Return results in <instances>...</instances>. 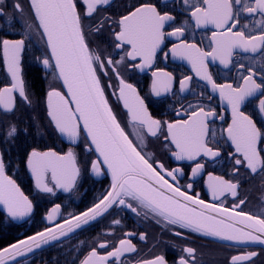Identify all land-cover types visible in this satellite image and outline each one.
<instances>
[{"label":"snow or ice","instance_id":"snow-or-ice-1","mask_svg":"<svg viewBox=\"0 0 264 264\" xmlns=\"http://www.w3.org/2000/svg\"><path fill=\"white\" fill-rule=\"evenodd\" d=\"M112 5L113 0H79V4L78 0H27L25 7L21 0H12L11 5L7 0H0V31H4L5 26L9 31L18 28L20 35L17 39L0 38V52L11 78L8 85L0 87V112L12 117L6 122L0 121L4 123L0 133V144L4 145L0 149V204L13 219H22L33 211L32 201L6 174L4 156L21 134H32L33 125L38 132L41 130L38 117L29 113L26 122L16 115L20 109L33 108L31 86L23 76L22 54L26 41L35 34L40 36L44 50L34 59L45 70H50L53 79L66 90L49 87L46 93L47 126L72 143L83 136L82 150L96 156L86 160L85 164L96 176L106 172L111 180L106 193L86 211L70 214L63 223L0 249V264H15L17 257L60 241L116 207L130 210L137 216L143 215L165 228L179 226L219 240L264 245V210L259 215L245 212L241 206L246 204L247 197L240 198L242 185L258 177L259 199L264 203V147L260 146L264 143V130L257 127L251 115L241 110L259 93L258 112L264 115V0H173L172 4L168 0H159V6L136 2L124 5L125 12L118 19L99 15ZM9 6L11 13L5 11ZM176 8H181L180 15L186 18L180 21V26L172 27L177 22V16L172 14ZM245 18L249 23L234 31ZM192 22L195 29L208 25L216 29L209 38L210 51L201 48L194 38L192 42L184 39ZM166 26L172 30L166 33ZM167 37L179 41L170 49L172 56L186 59L196 77L206 82L211 92L218 93L220 101L231 110V122L223 129L226 137L221 138L234 149L227 155L235 181L208 174V189L214 200L220 201L228 194L238 201L230 208L224 207L222 202L206 203L198 194L189 195L177 179L184 175L183 170L166 168L154 152L147 151L151 137L160 140L176 161H196L206 157L218 163L222 156L221 147L214 146L218 144L217 133L210 125L218 115L222 121L224 116L210 106L206 110L199 103L202 93L196 104H189L187 119L169 122L154 118L136 86L121 75L122 67L129 71H144L153 66ZM109 47L112 52L108 51ZM116 50L123 52L119 59L113 57ZM237 50L260 53L259 66H256V58L247 57L252 64L238 65L242 81L239 85L218 84L209 72L207 62L218 59L228 68ZM167 55L165 52L164 56ZM137 59L140 63H129ZM109 73L117 81L118 86L112 94L127 111L130 132L121 125L106 95L105 88L113 85L110 81L105 85L102 76ZM151 75V92L155 96L172 91L175 77L171 72L156 69ZM192 79L184 76L180 80L181 93L194 91L190 88ZM208 99L210 101L211 96ZM26 123L27 126H23ZM26 163L36 188L42 193L55 194L56 189L70 192L81 175L78 155L72 147L64 153L51 148L46 151L32 148L27 153ZM204 168V163L197 162L191 169V177L199 176ZM186 188L192 189L193 184H187ZM60 208L57 204L48 213L47 220L53 221ZM112 224L120 225L121 220L114 219ZM174 234L182 235L181 232ZM124 235L125 238L105 255H101L98 248L107 249V241L91 248L80 264H123L121 258L125 254L137 251L130 238L136 234L127 232ZM139 239L144 241L147 235L140 233ZM182 252L184 255L176 264H196L195 248L185 246ZM258 255L256 251L233 255L229 264H254ZM139 264H168V261L164 255H157Z\"/></svg>","mask_w":264,"mask_h":264},{"label":"flooded vegetation","instance_id":"flooded-vegetation-1","mask_svg":"<svg viewBox=\"0 0 264 264\" xmlns=\"http://www.w3.org/2000/svg\"><path fill=\"white\" fill-rule=\"evenodd\" d=\"M21 2L27 7V0H21ZM136 2H150L157 3L159 6V0H113L112 7L108 8L107 12L101 11L99 15H110L114 19H118L120 15L124 14V5L136 3ZM7 3L11 5L12 0H7ZM169 4L173 3V0H168ZM79 4V0H78ZM171 10V9H165ZM8 13L12 12V8L9 6L5 8ZM181 8H176L172 12L174 16H177V22L172 27L180 26V21L185 19L184 15H180ZM259 19V17H256ZM2 23V21H0ZM249 23V19L245 18L241 20L240 25L235 30H239L243 24ZM171 27H165L164 31L167 33L171 31ZM216 31L214 26L208 25L203 28L195 29L194 22L192 27L186 32L184 39L188 42H192L193 38L196 43L205 51H210L211 34ZM0 38L17 39L20 38L19 29L9 31L5 26L4 31H0ZM179 41L173 37H167L164 45H162V51L157 53L156 60L150 68L144 71L125 70L121 68V75L129 82L136 86L141 97L144 99L145 104L148 107L149 112L156 119L166 120L169 122H175L178 120L187 119L186 110L189 104H196L198 102V95L203 94L199 99V103L206 107L215 108L218 114L224 116V120L219 119V115L214 118L212 128L216 130L218 144L214 146L221 147V160L218 163H213L206 157L197 158L196 161H176L171 153L163 148L160 140L155 138H148L149 146L147 151L154 152L156 159L163 162L168 169L181 168L184 175L178 176L179 184L182 186V190L188 191L193 196H199L209 203H223L224 207H232L234 203H238L230 195L226 194L220 201L214 200L211 192L208 189V174L213 176H222L226 180L235 181V177L231 172V160L228 157V153L234 149L230 143L226 144V133H223V129L227 128L228 123L231 122V110L226 103H222L218 93L211 92L210 86H206V82L196 77L191 64L186 59H180L173 57L171 54V47L173 44ZM44 50L43 42L38 34L33 35L26 41V49L22 54V70L24 79L30 84L31 91H36V82L41 81L43 84L44 92V104L46 108V93L50 86H55L63 91L60 87V82L53 79L50 70H45L41 64H38L34 59V56H39L41 51ZM109 52H112V48L109 47ZM168 55L165 57L164 53ZM119 53V54H117ZM123 52L116 50L113 53L114 59H119V55ZM247 57H254L257 59V67L259 66L260 53H244L236 51L232 57V64L225 68L216 61L209 60L208 70L212 74L213 79L218 83H231L233 86L239 85L242 81L240 79L241 73L238 71V65L244 63L251 65L252 60ZM129 63H140L139 59L136 61H129ZM156 69H163L164 71L171 72L175 77L173 82L172 91L169 93H163L161 96H155L151 92L152 84V71ZM47 73V75H46ZM246 74V73H244ZM184 76H191L193 79L190 82V88L194 91H185L181 93L180 80ZM10 75L7 73L6 66L3 62V55L0 52V87H4L10 83ZM109 81L112 83V88H105L106 95L109 103L116 113L121 125L125 127V130L130 132L127 126L128 114L123 108L122 102H118L116 97L112 94L115 88L118 86L117 81L111 73L108 76H102V82L107 85ZM259 82V80H258ZM42 92V93H43ZM208 96H211L209 101ZM258 98H250L249 101L242 106L241 110L246 114L251 115L257 123V127L264 130V115L258 112ZM19 105V102H18ZM46 113V112H45ZM47 117V116H46ZM10 119V116H4L0 112V121L6 122ZM4 123H0V133H2ZM52 132V130H51ZM55 132V131H54ZM56 133V132H55ZM57 135V136H56ZM51 134L53 137L60 139L61 146L58 148L44 147L37 148L40 151L47 150L49 148L56 150L57 152L64 153L69 147H72L78 155V160L81 166V175L77 180L76 187L70 191L65 192L63 189H56L55 194H48L40 192L35 182L28 173L26 167L27 153L25 147L12 146L6 151L4 159L6 164V173L17 181L19 178L16 173L17 166L22 163L24 172L31 182H18L26 196L32 201L33 211L29 216L24 219H13L9 214L0 210V249L20 240L36 232L42 231L45 228L51 227L57 223L62 222L68 218L69 215H77L88 208L92 207L102 194L110 187V176L105 172L100 176H96L90 171V166L85 164L86 160L95 159L94 153L84 152L83 136L76 143H68L63 141L58 133ZM130 138L131 135H130ZM135 142V141H134ZM264 147V143L260 144ZM4 145L0 144V149H3ZM175 150L174 147L172 149ZM197 162L204 163L205 168L199 174V176L192 178L191 169L195 167ZM49 182L51 186L50 174ZM192 183L193 188L187 189L186 185ZM261 195L260 180L259 178L249 179L242 185L240 198L247 197V202L242 205V210L252 215H259L264 210V203L259 199ZM61 205L60 213L56 215L53 221L47 220L48 213L57 205ZM114 219H120V225H113ZM132 232L135 236L130 237L132 242L136 245L137 251L131 254H125L122 257L123 264H139L140 261L150 260L157 255H164L168 264H176L179 257L184 255L182 252L183 247L190 246L196 249V264H229L230 258L233 255H240L247 252L256 251L259 253L254 258V264H264V248L251 244H238L234 242L219 240L213 237L204 236L200 233L192 232L188 229H181L179 226L165 228L162 224H157L152 219H145L143 215L137 216L130 210L121 209L119 207L109 210V213H105L103 216L94 220L90 224L86 225L82 229L61 238L60 241H55L35 252H32L25 257L18 259L15 264H80V261L88 254L93 247H97L98 244L107 241L109 247L107 249H99L101 255H105L107 251L112 250L120 239L125 238V233ZM181 232V236H177L174 233ZM145 233L147 239L142 241L139 239V234ZM112 264V262H110ZM248 264V262H244Z\"/></svg>","mask_w":264,"mask_h":264},{"label":"trees","instance_id":"trees-1","mask_svg":"<svg viewBox=\"0 0 264 264\" xmlns=\"http://www.w3.org/2000/svg\"><path fill=\"white\" fill-rule=\"evenodd\" d=\"M36 91L32 92L31 99L33 101V108L25 111L20 109L17 111L16 115L21 117L24 121L27 122L29 113L32 116L38 117V123L41 126V130L38 132L36 126L33 125L31 128V135L25 136L21 134L19 138L16 140L14 147H25L26 151H29L31 148H44V147H52L58 148L61 146L60 139L57 137H52L51 134L56 135L54 130L51 127H48V119L46 117V108L44 104V92H43V84L41 81L36 82ZM43 92V93H42ZM12 117L10 116V119ZM23 126H27V123ZM52 130V132H51ZM57 136V135H56ZM19 163L17 166L16 173H18L19 178L18 182H31L27 175L24 172V167Z\"/></svg>","mask_w":264,"mask_h":264},{"label":"water","instance_id":"water-1","mask_svg":"<svg viewBox=\"0 0 264 264\" xmlns=\"http://www.w3.org/2000/svg\"><path fill=\"white\" fill-rule=\"evenodd\" d=\"M63 91H66L65 89H63ZM59 135V134H58ZM59 137L63 140V141H65V142H68V143H72V142H70V141H68V139L66 138V137H62V136H60L59 135ZM48 150V149H47ZM44 151H46V150H44ZM56 151V150H55ZM26 167H27V163H26ZM27 170H28V173L30 174V176L32 177V179L34 180V182H35V179H34V177L32 176V174H31V172H30V170L28 169V167H27ZM7 174V173H6ZM8 175V174H7ZM10 176V175H9ZM13 179V178H12ZM15 180V179H14ZM16 181V180H15ZM16 183H17V181H16ZM18 184V183H17ZM20 187V186H19ZM20 189H21V187H20ZM21 191L23 192V190L21 189ZM24 193V192H23ZM24 195L26 196V194L24 193ZM189 195H191V194H189ZM193 196V195H192ZM206 202V201H205ZM206 203H209V202H206ZM0 210H2V211H4L5 213H7L8 214V212H7V210H6V208L4 207V205L3 204H0ZM86 211V210H85ZM84 212V211H83ZM80 214V213H79ZM79 214H77V215H79ZM25 218V217H24ZM24 218H22V219H24ZM99 218V217H98ZM97 218V219H98ZM16 220H21V219H16ZM91 222H93V221H91ZM91 222H89V224L91 223ZM60 223H63V221L62 222H60ZM54 226V225H53ZM53 226H51V227H53ZM86 226V225H85ZM85 226H82V228L83 227H85ZM82 228H80V229H82ZM80 229H76L74 232H76V231H78V230H80ZM73 232V233H74ZM35 234V233H34ZM34 234H32V235H34ZM70 234H72V233H70ZM69 234V235H70ZM32 235H29V236H32ZM28 237V236H27ZM27 237H25V238H23V239H26ZM23 239H20V240H23ZM19 241V240H18ZM17 242V241H16ZM16 242H14V243H16ZM55 241H53V242H51V243H54ZM229 242H231V241H229ZM51 243H49V244H51ZM235 243V242H234ZM13 244V243H12ZM48 244V245H49ZM251 245H256V246H260V247H262V248H264V245H259V244H251ZM45 246H47V245H43L41 248H43V247H45ZM7 247V246H6ZM41 248H39V249H41ZM39 249H35L33 252H35V251H37V250H39ZM28 254H30V253H28ZM28 254H26V255H28ZM26 255H24V256H22V257H25ZM22 257H17V260L18 259H20V258H22Z\"/></svg>","mask_w":264,"mask_h":264}]
</instances>
